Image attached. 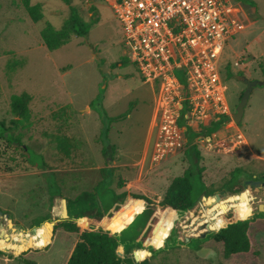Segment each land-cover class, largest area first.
Returning a JSON list of instances; mask_svg holds the SVG:
<instances>
[{"label": "rangeland", "instance_id": "1", "mask_svg": "<svg viewBox=\"0 0 264 264\" xmlns=\"http://www.w3.org/2000/svg\"><path fill=\"white\" fill-rule=\"evenodd\" d=\"M240 1L244 26L226 42L219 62L230 115L210 137H195L190 143L184 140L173 154L154 159V95L129 57L124 28L107 0H71L70 4L32 0L42 8L43 18L38 22L21 0H0V122L12 126V94L27 91L32 95L31 126L13 129L19 142L9 143L0 136V264H30L27 260L66 264L78 235L58 225L63 199L95 192L107 175L110 188L128 195L108 212L100 206L84 222L88 225L95 220L97 226L120 232L147 205L131 194L145 195L155 202L152 231L145 245L156 249L160 247L153 244L162 246L171 228L184 242L206 230L217 231L199 226L203 217L211 226L224 215L233 218L237 210L246 218L262 212L264 186L241 182L233 191L224 186L238 167L247 171V180L264 181V85L252 90L242 120L236 123L233 119L246 87L243 78L264 79V0ZM71 6L82 20L92 22L88 35L71 34L66 44L49 50L40 31L47 23L61 29ZM57 135L70 138L69 156L58 150ZM21 144L42 154L45 164L30 163ZM192 145L199 153V164L205 167L203 179L222 199L211 195L205 204L202 197L193 209L181 215L176 212L174 222L175 212L164 210L159 202L174 176L190 166ZM54 184L58 192L52 197L49 187ZM110 197L104 190L102 198ZM220 211L223 214L215 219ZM262 213L249 231L253 246L247 253L224 258L222 242L210 238L197 249L200 241L192 239L190 244L181 243L149 257L151 264H264ZM39 218L42 222L34 229L38 233L30 240ZM45 221L55 223L52 237L47 236L52 224ZM14 233L20 235L17 243L12 239ZM118 250L123 252L122 247Z\"/></svg>", "mask_w": 264, "mask_h": 264}, {"label": "built area", "instance_id": "2", "mask_svg": "<svg viewBox=\"0 0 264 264\" xmlns=\"http://www.w3.org/2000/svg\"><path fill=\"white\" fill-rule=\"evenodd\" d=\"M107 3L124 28L132 63L154 95V159L182 147L187 125L200 131L218 114L230 115L219 62L226 42L244 26L240 0Z\"/></svg>", "mask_w": 264, "mask_h": 264}, {"label": "trees", "instance_id": "3", "mask_svg": "<svg viewBox=\"0 0 264 264\" xmlns=\"http://www.w3.org/2000/svg\"><path fill=\"white\" fill-rule=\"evenodd\" d=\"M32 0H21L22 4L26 8L30 17L34 22H38L43 18L42 8L39 4H32ZM67 4L71 3V0H62ZM248 1V0H243ZM254 4V3H253ZM92 23V22H91ZM90 22H86L81 19L77 8L71 6V14L65 21L61 29H55L51 24L47 23L40 31L41 37L49 50H55L62 45L66 44L71 34L79 36L88 35ZM32 100V95L23 91L21 93H15L11 95L10 106L11 112L15 118L11 120L12 126H6L3 122H0V136L5 138L9 143H17L19 139L13 136V129L19 126L30 127L32 124V112L29 104ZM227 116L218 114L207 126L201 128L200 131H196L187 125V132L185 136L186 143L193 141L195 137L211 135L217 131L224 123ZM182 125H185L184 120H180ZM5 132H9L5 135ZM107 138V136H104ZM104 140V138H103ZM21 144V148L25 153L27 160L34 165H42L44 163L43 155L36 153L31 148H25ZM56 146L58 150L64 153L66 156L71 154L70 138L65 135L56 136ZM189 160L190 166L186 168L182 174L175 176L166 189L163 199L159 202L164 210H171L181 215L191 209L206 196L205 200L208 202V197L216 192L213 188L208 186L203 179V171L205 167L199 164V153L195 145L190 147ZM36 160H39L36 163ZM247 171L244 168L238 167L232 171L231 177L224 183V186L234 190L239 186L241 182H246L249 178ZM253 175H250V178ZM111 182L110 176L107 175L100 181L96 187L95 192L84 191L78 194L74 198H66L67 209L69 218L61 220L59 226H63L64 229L70 233H76L78 239L67 258L66 264H151V260L148 257L150 252L154 257L158 253L168 248L178 247L179 244H190L192 239L200 241L197 249H200L201 243L207 239H214L222 242L223 255L225 258L230 257L237 253L249 252L252 248V240L249 235V231L253 226V223L263 214L260 212L251 218H246V214L241 211H235L233 218L229 215H224L221 222H216L214 229L206 234L205 237L197 236L190 238L189 241L180 242L177 237L176 229H172L167 236L165 243L162 246L158 244H147V237L150 235L152 227V216L154 214L155 202L150 198L142 194H131L134 200L147 201V205L144 209L137 213L134 219L123 228L120 232H113L106 228L105 225L97 226L95 220L88 224L89 218L93 216V212L102 207L104 212H108L116 203H121L128 195L127 191L121 193L115 192L109 187ZM52 197L55 196V192H58L57 186L54 184L49 187ZM107 190L111 195L109 199H103L102 193ZM236 192V191H234ZM101 194V195H100ZM143 199V200H142ZM176 212L171 217L173 221L177 219ZM223 213L217 212L214 216L215 219H219ZM242 218V219H241ZM246 218V219H244ZM39 223H36V227H39L42 220L39 218ZM173 222V223H174ZM224 226V227H222ZM222 227V228H221ZM152 231V230H151ZM38 232L34 230L33 234H29L30 240ZM48 237L51 236V231ZM2 244V238L0 241V249ZM187 244V245H188ZM16 249L18 245H15ZM119 247L123 248V254L118 253ZM139 249V256L142 260L136 261L133 255V250ZM2 251H0V254ZM30 264H36L32 260H27Z\"/></svg>", "mask_w": 264, "mask_h": 264}, {"label": "water", "instance_id": "4", "mask_svg": "<svg viewBox=\"0 0 264 264\" xmlns=\"http://www.w3.org/2000/svg\"><path fill=\"white\" fill-rule=\"evenodd\" d=\"M243 82L246 84V87H245V89H244V91L242 93V96L240 98V101L237 104L236 112L233 115V119H234V121L236 123L237 122H240L242 120V118L244 116V112H245V107H246V105H247V103L249 101L251 92L254 89V87L257 86V85H264V79L263 80H260V79H250V78L244 77L243 78ZM5 135H8V133L5 132ZM23 146L26 148L25 145H23ZM246 185H250L252 187L264 186V181L259 180V179L258 180H247L246 181ZM214 197H215V199L217 201L222 199L219 193H215L214 194ZM203 198H206V196H204ZM260 211H264V206L263 205L260 206ZM175 212H176V210H175ZM0 215H3V211L2 210H0ZM61 216H62L61 217V220H65V219H68L69 218L66 199H63V208H62V214H61ZM45 224H47V225L52 224L51 225V236H52L53 235V230H54V224L55 223H51L49 221H45ZM36 228L37 227H34L33 230L36 229ZM171 229H170L169 233L171 232ZM219 229L220 228H218L217 230H219ZM208 232L209 231L206 230V231L202 232L200 234V236L205 237ZM189 239H190V237L187 238V240H189ZM118 253L120 255L123 254V252L120 251V250H118ZM133 255H134V258H135L136 261L142 260L140 258V256H139V249L135 248L133 250Z\"/></svg>", "mask_w": 264, "mask_h": 264}, {"label": "bare ground", "instance_id": "5", "mask_svg": "<svg viewBox=\"0 0 264 264\" xmlns=\"http://www.w3.org/2000/svg\"><path fill=\"white\" fill-rule=\"evenodd\" d=\"M234 195H238V194H234ZM204 202V201H203ZM205 204H206V200H205ZM201 212V211H200ZM221 217V216H220ZM200 219V218H199ZM196 221V220H195ZM194 221V222H195ZM197 223V222H196ZM199 226H205L204 228H207V229H214V225L212 224L211 226L209 225V222H208V218L206 219V217H203L202 221L199 223ZM194 227H195V224H194ZM12 229V228H11ZM203 230V229H202ZM213 231V230H212ZM193 234V233H192ZM1 235L0 234V241H1ZM9 237V236H8ZM10 238V237H9ZM11 239V238H10ZM12 239L14 241H16V243L19 241L20 239V235L19 233H14L13 234V237Z\"/></svg>", "mask_w": 264, "mask_h": 264}, {"label": "crops", "instance_id": "6", "mask_svg": "<svg viewBox=\"0 0 264 264\" xmlns=\"http://www.w3.org/2000/svg\"><path fill=\"white\" fill-rule=\"evenodd\" d=\"M194 130H196V128H194ZM172 164H173V167H178V166H176V163L173 162V161H172ZM177 175H180V173H179V174L177 173ZM177 175H176V176H177ZM174 177H175V176H174ZM171 181H172V180H171ZM171 181H170V182H171ZM170 182L168 183V186H169ZM128 184L130 185L131 183L129 182ZM168 186H167V187H168ZM133 191H134V189H133ZM238 196H239V195H238ZM255 223H256V221H255L253 224H255ZM250 230H251V229H250ZM252 246H253V244H252ZM246 253H247V252H246ZM233 255H235V254H233ZM233 255H231V256H233ZM150 256H151V252H150V254H149L148 257H150ZM223 256H224V255H223ZM231 256H230V257H231ZM224 258H225V257H224ZM228 258H229V257H228Z\"/></svg>", "mask_w": 264, "mask_h": 264}, {"label": "flooded vegetation", "instance_id": "7", "mask_svg": "<svg viewBox=\"0 0 264 264\" xmlns=\"http://www.w3.org/2000/svg\"><path fill=\"white\" fill-rule=\"evenodd\" d=\"M262 212H263V211H262ZM253 216H254V215H253ZM253 216H252V217H253Z\"/></svg>", "mask_w": 264, "mask_h": 264}]
</instances>
